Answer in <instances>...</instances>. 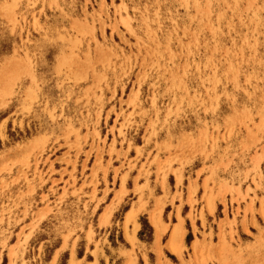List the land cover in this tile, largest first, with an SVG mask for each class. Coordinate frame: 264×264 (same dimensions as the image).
<instances>
[{
	"label": "rangeland",
	"instance_id": "obj_1",
	"mask_svg": "<svg viewBox=\"0 0 264 264\" xmlns=\"http://www.w3.org/2000/svg\"><path fill=\"white\" fill-rule=\"evenodd\" d=\"M73 262L264 264V0H0V264Z\"/></svg>",
	"mask_w": 264,
	"mask_h": 264
},
{
	"label": "bare ground",
	"instance_id": "obj_2",
	"mask_svg": "<svg viewBox=\"0 0 264 264\" xmlns=\"http://www.w3.org/2000/svg\"><path fill=\"white\" fill-rule=\"evenodd\" d=\"M136 218H137V212L136 211H130L127 214V220H134L135 223H137ZM153 220L155 223H158V221H159L156 217H154ZM177 237H178L177 234L173 233V235H172V237H171V239L167 245L171 251H173L175 253H180L181 252V245H180L179 240H177ZM181 237L183 239V233H182ZM197 245H198V243L196 242L194 244V248H196ZM72 264H77V263L73 262ZM128 264H130V263H128Z\"/></svg>",
	"mask_w": 264,
	"mask_h": 264
},
{
	"label": "crops",
	"instance_id": "obj_3",
	"mask_svg": "<svg viewBox=\"0 0 264 264\" xmlns=\"http://www.w3.org/2000/svg\"><path fill=\"white\" fill-rule=\"evenodd\" d=\"M107 205H109V204H107ZM175 224H176V222H175ZM185 227V226H184ZM172 229H173V226L172 227H170V231H172ZM169 234H170V232H169ZM157 240V237H156V235H155V238H154V242ZM77 259L78 260H82V258H78L77 257ZM81 264V263H80Z\"/></svg>",
	"mask_w": 264,
	"mask_h": 264
},
{
	"label": "trees",
	"instance_id": "obj_4",
	"mask_svg": "<svg viewBox=\"0 0 264 264\" xmlns=\"http://www.w3.org/2000/svg\"><path fill=\"white\" fill-rule=\"evenodd\" d=\"M191 239V234L189 233V235L187 236V240L190 241Z\"/></svg>",
	"mask_w": 264,
	"mask_h": 264
}]
</instances>
